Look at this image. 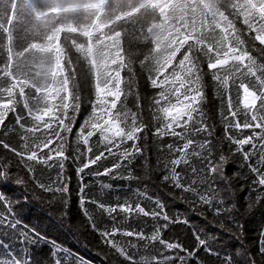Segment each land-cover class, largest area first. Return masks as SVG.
I'll list each match as a JSON object with an SVG mask.
<instances>
[{"label":"snow or ice","instance_id":"obj_1","mask_svg":"<svg viewBox=\"0 0 264 264\" xmlns=\"http://www.w3.org/2000/svg\"><path fill=\"white\" fill-rule=\"evenodd\" d=\"M120 3L121 0H115L116 6H113L114 0H25L26 18L30 20L29 28L35 39L23 52H17L12 47V33L8 31L9 59L0 68V78L7 81L0 84V128L4 127L9 113H16L15 124L22 133L23 148L18 151L3 140L0 145L22 164L25 175L13 172L9 161L0 166V180L34 184L50 199L70 197L65 153L80 111L78 65L83 60L88 69L86 77H91L93 99L90 100L91 111L76 133V143L84 146L82 155L87 156L77 171L81 174L82 205L96 203L98 210L113 221L110 227H102L88 208L83 207L90 227L98 233L102 244L114 249L129 264H189V261L203 264L197 255L201 248L209 255L220 257L223 264H232L230 256H221L209 247V238H214L211 233L194 230L192 236L196 243L191 248L163 239L161 228L167 229L170 223L188 225L189 221L179 217L170 219L160 199L154 201L156 208L151 212L140 203L134 208L128 201L98 203L85 198L87 185L83 183V176L91 166L111 156L114 158L112 167L92 174L113 176L123 167L127 169V177L122 178H135L131 165L138 156L145 154L140 141L148 125L139 118L140 97L133 92L135 54L126 46L128 39L150 40L152 47L139 64L147 70L151 86L159 89L151 103L155 120L162 123L155 127L153 135L160 139L172 137L176 141L161 146V151L168 153L163 165L168 173L163 180L171 182L182 194H190L186 202L193 211L196 207L206 208L220 221L219 227L227 231L235 229L243 235L242 219L237 218L242 212L235 202H226L217 181L223 180L232 186L233 181H248L249 176L252 177L251 191L255 196L248 201L244 212L254 210L264 201V0H127V7H120ZM19 6V0H13L9 25L17 20ZM138 21L142 22L139 32H130L128 25ZM237 21L242 26L238 27ZM25 53L30 54L31 61L23 59ZM178 54H181L179 60ZM202 57L217 87L227 96V115L221 112L224 139L230 148L235 146L234 154L241 157L239 167L246 168V173L235 172L229 176L226 173L229 155L222 150H218V154L214 152V127L207 122L203 107L207 97L203 91ZM29 63L33 66L26 69ZM125 69L127 79L121 75ZM234 73L240 80L236 86L243 93L242 123L238 118L241 109L233 110L230 95V78ZM245 80L257 90H251L250 83ZM129 95L137 97L136 111L127 108ZM21 104L24 115L16 111ZM29 123L31 126H26ZM244 129H250L251 135H243ZM233 130L242 138L234 135ZM96 133L99 137L90 143ZM4 134L7 136V131ZM201 134L204 139H198ZM128 142L130 146H126ZM54 143L55 147H49ZM246 145L251 148L245 150ZM43 149L48 152L44 153ZM94 149L98 154H93ZM193 157L200 161L201 167L191 164ZM37 164L56 168V177L46 181L37 179ZM179 166L190 173L187 179L177 171ZM246 186L240 183L239 190L243 191ZM133 212L151 216L153 221L162 219L164 223L154 227L150 235L143 230H127L117 214H123L127 220ZM117 235L145 242L144 249L158 242L165 250L177 254L160 253L135 259L140 251L138 243L128 240L124 244L116 239ZM258 243L264 245V228L260 230ZM260 253L264 255V246L260 247Z\"/></svg>","mask_w":264,"mask_h":264},{"label":"trees","instance_id":"obj_2","mask_svg":"<svg viewBox=\"0 0 264 264\" xmlns=\"http://www.w3.org/2000/svg\"><path fill=\"white\" fill-rule=\"evenodd\" d=\"M12 5L13 0H0V68L9 59L7 53L8 31L12 33V47L17 52H23L35 39L34 33L29 28L30 20L26 18L25 0H19L17 20L9 25V14ZM113 6H116L115 0ZM119 6L127 7V0H121ZM141 24L140 21L129 24V31L139 32ZM237 26H242L240 21H237ZM126 47L135 54L133 57L135 63L132 65L135 73L133 92L138 93L140 97L141 111L139 118L148 125V128L142 134L144 138L140 141L145 148V154L138 156L132 162L131 170L135 177L133 179L122 178L127 177V169L123 167L119 172H114L113 176H96L92 174L97 171L103 172L106 167H112L114 158L111 156L106 160L102 159L98 165L91 166L83 176V183L87 185L84 189L85 198L106 205L128 201L133 205V208L136 203H140L149 212L156 208L154 201L160 199L164 203V211L168 213L170 219L174 220L179 217L180 219L187 218L189 221L188 225L170 223L167 229L161 228L163 239L169 242H181L191 248L196 243L192 232L199 229L214 236V238H209V247L221 256H230L232 264H253V260L255 264H264V255L260 253V247L264 245L258 243L260 230L264 228V201L254 210L244 212L248 201L255 196V192L251 191V176H249L248 181H233L232 186L227 185L223 180L217 181L226 202L229 204L235 202L242 212V215L237 216L238 219H242L244 225V233L241 236L235 232V229L227 231L219 227L220 221L214 219L206 208L196 207L193 211L189 203L186 202L190 198V194H182L179 189L174 188L171 182L163 180V177L168 173V170L163 166L168 158V153L166 151L162 152L161 146L176 143V141L172 137L165 136L160 139L153 135L155 127L162 123L155 120L154 106L151 103L152 98L159 89L151 86L147 70L139 64V60L151 49L152 42L150 40L145 42L138 39H128ZM124 55L125 63H127V54ZM180 56L181 54H178L177 60ZM23 59L31 61L32 57L29 53H25ZM32 66L29 63L26 65V69ZM201 67L204 72L203 82L205 87L203 91L207 97L203 107L207 115V122L214 127L212 137L213 145L216 146L214 152L218 154V150H222L225 155H229V164L226 166V173L229 176L235 172L242 171L246 173V168L241 169L239 167L241 157L234 154L235 146L232 145L230 148L229 142L224 139V124L222 123L221 112L227 115V96L222 89L217 87V82L213 79L203 57L201 58ZM78 68L80 69L78 72L81 94L80 111L77 114L73 132L68 137L67 152L65 153L68 157L65 161V175L70 181V197L67 200L50 199L46 194L40 193L34 184L21 185L11 179L0 180V264H89V262L90 264H129L114 249L102 244L100 236L92 230L83 211V207H87L102 227H110L113 223L106 213L98 210L96 203L92 202L86 205L81 203V180L79 178L81 174L77 170L86 162L87 156L82 155L84 146L76 143V133L84 118L91 111L90 100L93 99V89L91 77H86L88 69L83 60L80 61ZM170 71L171 69H169ZM224 74V72H221V75ZM121 75L127 79V69ZM237 76L238 74L234 73L230 78V95L233 110H236L237 107L241 109L238 118L242 123L244 120L242 114L243 93L236 86L240 83ZM6 82V80L0 78V84ZM244 82L250 83L251 90H257L250 81L245 80ZM26 91H31V89H26ZM136 106V95H129L127 97V108L136 111ZM258 107L259 102H257ZM16 111L21 115L25 114L22 104L17 107ZM15 121L16 113H9L4 127L0 128V140L9 143L20 151L23 148L22 133ZM26 126L30 127L31 123ZM13 128L16 130L13 131ZM5 131L8 133L7 136L4 134ZM233 134L238 138H242L241 134L235 130H233ZM243 135H251V130L244 129ZM98 137L99 133H96L90 143H94ZM204 138V134L198 137V139ZM130 145L131 142H128L126 146ZM49 147H55V143ZM250 148V145L245 146V150ZM43 152L47 153L48 149H43ZM93 154H98L95 149ZM105 155L107 156V153ZM53 156H55V153H53ZM9 161L12 163L13 172L18 171L21 175H25L22 164L7 148L0 145V166ZM190 162L197 168L201 167L200 161L195 157L191 158ZM177 171L184 174L186 179L190 175L184 166H179ZM56 175V168L36 165L37 179L46 181L54 179ZM240 183L248 186L240 191ZM233 187L236 189L235 191H233ZM117 219L123 222V226L127 230H143L146 235H150L154 227L164 223L162 219L153 221L151 216L137 215L135 212L127 220H125L123 214H117ZM224 223L227 227V222ZM116 239L124 244L128 240L138 243L140 251L135 254V259H139L140 256H159L160 253L164 255L177 254L175 251L165 250L158 242L154 245L149 244L148 249H144L142 245L145 242H137L135 238H125L117 235ZM197 255L203 264H223L220 257L214 254L209 255L203 248ZM189 264H194V262L189 261Z\"/></svg>","mask_w":264,"mask_h":264}]
</instances>
